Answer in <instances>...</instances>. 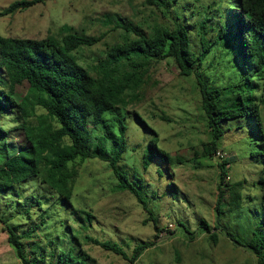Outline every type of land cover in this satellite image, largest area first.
I'll list each match as a JSON object with an SVG mask.
<instances>
[{
	"label": "rangeland",
	"instance_id": "374dc122",
	"mask_svg": "<svg viewBox=\"0 0 264 264\" xmlns=\"http://www.w3.org/2000/svg\"><path fill=\"white\" fill-rule=\"evenodd\" d=\"M16 1L21 0H0V12ZM234 2L176 0L169 14L161 16L139 0H44L14 15L0 16V35L58 39L73 33L68 30L82 31L90 36L107 33L104 40L85 51V59L90 61L103 54L106 44L116 39L115 32L108 30L111 26L104 24L105 17L121 16L141 26L148 34L155 26L171 28L176 22L174 10L185 7L183 12H177L189 31L191 50L198 53L203 49L200 42L203 18L208 21L205 38L211 42L218 33L217 24L227 27L230 20L226 10ZM235 40L231 30L226 32L202 62L199 70L214 87L235 83L249 72L241 63ZM243 92L245 96V85ZM225 93L220 104L231 107L233 103ZM200 104L194 78L180 77L172 64L160 61L150 68L149 81L138 97L112 113L126 129L125 150L117 165L140 192L149 213L134 196L116 188L117 181L108 163L96 159L79 163L70 198L72 208L56 193L40 185L36 177L14 186L5 195L7 199L0 202V217L13 225L25 223L27 231L42 224L44 232L35 231L34 234L40 241L32 245V263L46 260L48 264H55L61 251L77 248L86 252L96 264H128L120 256L89 243L85 239L89 236L100 242L115 243L128 257L136 246L152 243L134 264H256L254 254L234 244L230 237L242 244L257 238L264 244V166L261 163L264 144H260L261 138L251 132L249 126L237 130L247 126V122L239 124L245 119H236L221 124L224 134L217 142L216 156L211 159L202 156V145L208 143L210 137ZM261 111L264 118V107ZM135 113L147 127L139 122ZM9 121L2 117L0 126L10 128ZM153 133L158 137V148L179 159L168 165L155 159L144 170L142 159ZM14 139L13 143L21 142L20 138ZM221 158L228 161L229 179L228 185L221 188L231 191L222 197L216 209L217 163ZM25 207L27 216L23 214ZM87 212L93 215L92 223L77 234L74 229L81 228L80 224H74V217H84ZM149 215L152 221L148 220ZM200 221L206 222L210 231H215L216 243L200 228ZM154 224L159 230L154 229ZM0 264H20L14 249L7 243L2 223Z\"/></svg>",
	"mask_w": 264,
	"mask_h": 264
},
{
	"label": "trees",
	"instance_id": "16d2710c",
	"mask_svg": "<svg viewBox=\"0 0 264 264\" xmlns=\"http://www.w3.org/2000/svg\"><path fill=\"white\" fill-rule=\"evenodd\" d=\"M139 1L145 7L160 12L161 16H166L176 0ZM42 2L44 0L16 1L3 9L0 16L14 15ZM229 6L226 10L230 20L227 27H219L216 23L218 33L215 32L211 42L205 38L208 21L203 18L200 24L203 49L198 53L191 50L189 31L177 12H183L185 7L174 10L176 22L171 28L155 26L148 34L143 32L141 26L121 16L105 17L104 24L111 26L108 30L115 32L116 39L106 44L103 54L90 61H86L85 51L104 40L107 33L90 36L82 31L68 30L73 33L58 39L51 36L28 39L0 35V120L7 117L10 119L8 123L12 124L10 128L0 126V202L14 186L36 177L40 185L56 193L67 207L72 208L70 198L79 163L96 159L108 163L117 181L116 188L134 196L143 210L149 213L142 195L117 165L125 150L126 129L112 113L138 97L149 81L150 68L160 61L172 64L180 77L194 78L198 87L200 110L210 137L209 142L202 145V156L210 159L216 156L219 150L217 142L224 134L221 124L236 119H245L239 124L247 122V126L237 130L249 126V130L261 138L260 144H264L261 111L264 107V0H235ZM230 30L234 40L237 39L235 47L241 63L250 73L235 83L218 88L212 86L210 79H205L199 69L210 48ZM243 85L247 87L245 96ZM224 93L233 103L231 107L221 106ZM107 112L110 113L105 115ZM135 114L139 122L147 127ZM99 131L102 133L99 134ZM14 138H20L21 142L13 143ZM158 142L157 135L153 133L142 159L144 170L155 159H160L166 165L179 159L159 149ZM221 159L217 163L219 193L216 209L222 197L231 191L221 188L227 186L229 181L228 161ZM261 160L264 166V157ZM23 214L27 216L26 207ZM92 216L91 212L84 213V217L75 215L74 224H80L81 229H74V232L78 234L82 228L91 225ZM26 218L29 220V214ZM148 220L152 221L153 217L149 215ZM0 223L7 234V243L14 249L20 264H34L30 256L34 249L32 245L40 241L34 234L35 231L44 232L42 224L34 225L27 231L25 223L9 224L2 217ZM153 226L159 230L156 224ZM199 226L216 243L215 231H210L204 221H200ZM85 239L120 256L128 264H134L142 252L152 245L142 243L128 257L115 243L100 242L89 236H85ZM230 239L253 253L256 264H264V244L257 238L246 244L232 237ZM39 264L48 262L43 260ZM55 264L96 263L83 250L71 248L61 251Z\"/></svg>",
	"mask_w": 264,
	"mask_h": 264
}]
</instances>
